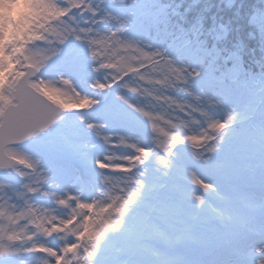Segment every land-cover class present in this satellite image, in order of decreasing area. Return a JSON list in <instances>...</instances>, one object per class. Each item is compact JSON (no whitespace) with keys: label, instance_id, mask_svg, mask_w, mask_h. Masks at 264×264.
<instances>
[{"label":"snow or ice","instance_id":"6c2138e0","mask_svg":"<svg viewBox=\"0 0 264 264\" xmlns=\"http://www.w3.org/2000/svg\"><path fill=\"white\" fill-rule=\"evenodd\" d=\"M46 2L5 45L0 264H264V0Z\"/></svg>","mask_w":264,"mask_h":264},{"label":"rangeland","instance_id":"374dc122","mask_svg":"<svg viewBox=\"0 0 264 264\" xmlns=\"http://www.w3.org/2000/svg\"><path fill=\"white\" fill-rule=\"evenodd\" d=\"M54 15L53 11L47 7L46 0H0V63L7 62L11 59L10 56L6 55L5 45L6 43L12 40L23 41L26 37L33 35V30L36 28L43 27L49 17ZM26 32H25V31ZM24 31V32H22ZM15 65L9 66L7 70L0 71L2 75V83L0 84V105H9L12 103V96L15 89V84L13 81L9 80L12 71L14 70ZM5 86L8 87L9 94L4 93ZM249 88V89H248ZM244 96H251L249 99L255 98L259 99L258 93L256 91H251L250 86L246 89L243 86ZM54 100L66 107H70L79 101L73 99L69 95L57 94L54 92L49 93ZM236 99H238L236 101ZM244 97H241L239 94L234 96L233 104L238 112L241 115H245L247 109V103L244 101ZM244 101L243 106H239L238 103ZM251 128V129H250ZM238 133L242 138H247L252 135V125H246L242 129L237 128ZM258 144H250L249 148L251 151H254L256 154V161L260 159L259 146ZM217 250V249H216ZM218 252H215L217 255L213 254L214 257H218ZM115 254V249L113 250ZM150 258L151 254L149 253ZM206 256L205 258H208ZM211 258V257H210ZM103 259V257H102Z\"/></svg>","mask_w":264,"mask_h":264},{"label":"trees","instance_id":"16d2710c","mask_svg":"<svg viewBox=\"0 0 264 264\" xmlns=\"http://www.w3.org/2000/svg\"><path fill=\"white\" fill-rule=\"evenodd\" d=\"M212 3H213V5H214V7H213V12H215V13H219L220 12V10H226L227 8H228V0H212ZM25 31V30H24ZM24 31H22V32H24ZM26 32V31H25ZM256 59H257V57H252V58H250V67L253 69V70H255V71H258L259 70V67H258V65H257V63H256ZM248 86H244V88L246 89ZM249 89V88H248ZM250 90L251 91H256V93L259 91V89H256V88H252V87H250ZM243 86H241L240 88H239V90H238V92H237V95L239 94L241 97H244L245 99H244V101L246 100V103H247V106H249V105H255L256 107H257V109H258V111L259 110H261V108H262V106H260V105H258V102H257V100L258 99H255V98H253L252 97V99H249L251 96H244L243 94ZM238 99H236V101H237ZM244 101H242V103L241 102H239L238 103V105L239 106H243L244 105ZM233 102H235L234 101V98H233ZM252 123L253 122H248V123H246V124H238L237 125V128H239V129H242V127H245L247 124L248 125H252ZM255 123H259V121L257 120ZM251 129V128H250ZM257 146H259V145H257ZM258 162H259V160H258ZM257 162V163H258Z\"/></svg>","mask_w":264,"mask_h":264}]
</instances>
